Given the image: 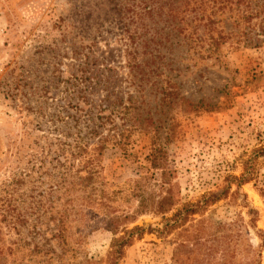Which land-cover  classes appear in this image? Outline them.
Wrapping results in <instances>:
<instances>
[{
	"label": "rangeland",
	"instance_id": "374dc122",
	"mask_svg": "<svg viewBox=\"0 0 264 264\" xmlns=\"http://www.w3.org/2000/svg\"><path fill=\"white\" fill-rule=\"evenodd\" d=\"M132 1L0 0V218H27L1 225L5 264H110L125 229H163L264 146V0H153L145 18ZM252 172L119 264H264V157Z\"/></svg>",
	"mask_w": 264,
	"mask_h": 264
},
{
	"label": "trees",
	"instance_id": "16d2710c",
	"mask_svg": "<svg viewBox=\"0 0 264 264\" xmlns=\"http://www.w3.org/2000/svg\"><path fill=\"white\" fill-rule=\"evenodd\" d=\"M152 1L153 0H133L132 3L130 4L131 7V12L133 15H135L137 18L142 17L145 18L147 16H154L157 12L158 9L154 6H152ZM172 3L170 4H175L176 0H170ZM210 0H198L200 5H207ZM215 1V0H214ZM216 2L214 3L213 7L215 6ZM186 5H189V2H186ZM121 11V10H120ZM174 11V8H171L169 12ZM204 14V13H203ZM203 14H199V17H204ZM211 15V14H210ZM198 17V14L196 15ZM207 22L209 24L213 23V20L208 17ZM135 36V34H134ZM136 59L133 58V62H135ZM135 64L133 63V67ZM104 125V123H100L99 126H95L94 128L89 127V132L84 134L82 136V139L85 141L86 139H94L97 137L98 132L95 130V128H99L100 126ZM86 138V139H85ZM89 141V140H88ZM92 141V140H91ZM99 142H103L102 139L99 140ZM89 144H87L88 146ZM96 145V144H95ZM87 146L84 148H80V153L81 157L79 158L80 162H93V159L91 157L90 151H88ZM52 154L55 155V159L57 162H69L72 157L75 155L74 149L67 148V150L59 148L58 150L53 151L52 149L49 150ZM68 154L66 155V153ZM264 157V146L256 149L253 151L252 155L250 158L244 163L243 167V173L240 177H231L226 185L225 190L220 193V194H214L210 193L208 195L203 196L199 201L196 203H190L179 209L170 219H163L165 220L164 222V227L163 229H153L149 228L144 229L140 228L138 226L132 228V229H125L124 232H122V236H118L113 240V243L111 245V252H110V264H119L120 261L123 259L125 255V250L127 247H129L132 242L137 238L141 239L143 235L148 232V233H158L162 234L164 230H166L168 227L171 228H178L186 225L189 222V219L195 215L202 214L204 213L208 207L211 205L217 203L223 198V194L231 188L232 185H235L237 189H240L242 185L252 181L254 179V174H253V166L257 163L258 159ZM87 163H84V166H86ZM86 175L84 177L85 180H90L92 175V171L88 170V167L86 166L85 168ZM10 185H14V181L10 182ZM54 188V187H53ZM52 187H50V191L54 190ZM143 199L141 200V205H140V212H145L148 211L146 207L143 206ZM14 205V202L12 198L7 200V207H11ZM157 206V212L161 215L169 213L173 210L175 203L172 198L170 197H163L156 202ZM154 209V208H153ZM25 220H27L26 216L20 213H8L5 211V214L0 218V228L2 229L1 225H9L12 226L14 229L18 226V224L23 223ZM59 225L63 226V221H59ZM114 235L117 236L118 232L114 231ZM0 235H1V230H0ZM3 239L2 242L3 246H0V264H5V258L7 256H10L13 254V248H12V242L5 241ZM8 245V246H7Z\"/></svg>",
	"mask_w": 264,
	"mask_h": 264
}]
</instances>
